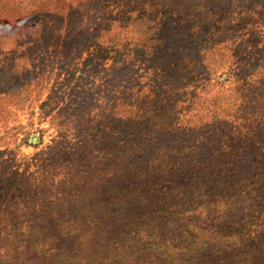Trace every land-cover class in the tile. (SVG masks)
<instances>
[{"label":"rangeland","instance_id":"obj_1","mask_svg":"<svg viewBox=\"0 0 264 264\" xmlns=\"http://www.w3.org/2000/svg\"><path fill=\"white\" fill-rule=\"evenodd\" d=\"M53 2L59 11H52L49 21L57 37L47 41L45 35L36 49L21 51L17 40L0 46V66H18L15 82L25 84L28 97L15 109L0 93V151L18 156L6 164L7 158H0V186L16 173L18 183L61 182L38 197L29 190L1 191L0 264H264V0ZM18 20L8 23L13 40ZM87 59L97 71L85 75L97 85L123 71L122 94H135L146 106L116 102L113 110H141L144 123L138 120L137 126L154 129L160 120L150 121L151 114L163 111L166 129L201 127L175 136L177 152L140 154L152 158L145 168L152 190L161 195L169 189L173 195L168 204L153 199L124 215L121 232L97 239L83 238L95 223L109 222L142 183L130 180L126 154L115 146L95 151V158L65 156L74 159L77 171L46 178L52 158L45 148L57 134L55 123L42 116L56 112L52 100L45 109L42 105L54 95L67 96L75 87L73 70ZM166 100L171 104L164 106ZM97 112L92 107L96 125H104ZM112 124L117 125L108 120ZM132 138L131 146L141 148V136ZM200 150L207 159L201 169L186 174L187 184L168 186L166 168ZM242 159L249 162L243 165ZM99 175L104 177L97 194L92 179ZM125 175L134 187L124 184L117 196L120 184L110 190L106 183L126 181ZM96 206L105 210L104 217L90 212Z\"/></svg>","mask_w":264,"mask_h":264},{"label":"trees","instance_id":"obj_2","mask_svg":"<svg viewBox=\"0 0 264 264\" xmlns=\"http://www.w3.org/2000/svg\"><path fill=\"white\" fill-rule=\"evenodd\" d=\"M57 4L58 2H53V0H48L45 4H41L39 0H0V46L1 44L3 47L12 45V43L17 40L19 41V50L22 51L42 46L41 44L45 43L42 40L45 35L47 36V41H49L50 38L54 39V37H57L58 31L56 32L53 30L55 23L49 21V19L55 17L53 16V13H50L54 10L55 12L59 11ZM13 13H16L17 16L13 15ZM47 13H49V16L46 18H41L40 15H38H44ZM18 15L20 16L19 20L17 19ZM58 15L60 16L61 14H57L56 17H58ZM11 18L13 20H18L16 26L18 27L16 30L17 32L13 33L14 40L12 39V34H9V31L14 30V28L11 26L8 27ZM24 29L25 31L23 32ZM48 29L51 30L49 31ZM36 31L42 33V36L37 37ZM111 51L112 50H109L108 48V52ZM5 60L7 61V58H5ZM90 64V59H87L84 63H81L79 67L73 70L75 87L78 88L79 91H75L76 88L73 86L71 91L67 92V96H65V94H61L62 96L60 94L54 95L55 98L51 97L42 105V109H45L52 100L53 104L59 106L56 112L51 110L46 114L42 113L44 118L50 117L52 123H55L57 134L56 137L52 139V144L45 148L46 151H48L50 158H52V160L47 162L46 178L52 177L51 173L53 176H62L65 173L68 174L77 171L74 167L72 168L74 159L68 158L69 160H64L65 156H72L73 158H95V151L101 153L100 151L104 150L103 147L109 148L115 146L118 149V153L126 154L124 156L126 158L125 168L126 174H128L130 180H135L138 184H142L139 191L129 194L126 199H124L123 204L115 210V215L113 218L109 219V222L95 223L93 231L87 233L83 239H86L87 237H94L97 239L102 238L103 236L106 237V235L110 236L113 232H121L120 230L123 229L122 224L124 221V215L131 216L134 209L148 206L153 199L154 203L158 200H162L161 202H163L164 205H167L168 201L173 198V195H170L171 193L169 192V189L161 195L156 192L155 188L152 190L153 184H151V181L149 180L150 177L147 176L150 172L145 170L146 163L150 164L152 158H139L140 154L143 151L149 153L153 151V149L158 152L163 150L177 152L179 148L174 140L175 136L179 135V133L184 135L191 133L192 135L193 132H199L198 129L201 128L187 125L174 126L171 129H166L161 124L165 119V115H160L163 111H161L155 118L154 114H151L150 121H154L155 119L160 120L158 124L154 125V129L137 126L136 124L138 120V123H144L143 119L145 114L140 116L141 110H136L134 114H131L126 110L119 114L116 110H113V107L116 106V102L131 103V107L136 106V104L146 106L144 100L140 98H137L136 101L134 100L135 94H122V90H125L122 84V76H125L123 71L118 72L115 70L116 76L112 77L111 80L107 79L102 85H97L94 82H91V75H85L88 71L94 73L97 71V65L90 66ZM4 65V67L0 66V93L4 97L2 101L4 102L6 100L9 108L16 109L21 105H25L28 101V97H26L25 92L22 91L23 89H26V86L25 84H18L15 82L16 75L19 73L18 66L15 64L9 65L6 62ZM105 71H109V68ZM77 73H80L81 75L79 78L76 77ZM107 89L111 90L109 95L104 93L107 92ZM114 92L116 95H114ZM167 104H171V100H168V102L167 100L164 101V106ZM92 107L98 109V117L101 116L104 119V125H96L95 114L90 113ZM108 120H114L117 125H108ZM136 134L141 136V148H138L135 144L131 146L133 140L132 137ZM48 153H44V155ZM202 153L203 150H200L196 155L197 157L192 154L190 155L191 158L182 162L174 160L172 166L166 168V175L169 176V179L165 181L168 183L167 185L176 186L179 182L183 185L187 184L188 178L190 180V176H187L186 174L190 171H194L196 168L201 169L207 161L206 158H201ZM0 158H7L5 162L6 164L7 162H11V158H18V156L11 151L4 150L0 151ZM169 158L171 157L169 156ZM61 160L63 162H61ZM227 160L230 161L229 158H227ZM248 162L249 159H242L243 165ZM17 175L18 173H16L14 177L4 179L5 182L3 183V186H0V193H2L1 191H5V195H10L16 191L29 190L32 196L34 194L36 195L35 197H38L39 195H43L44 191L46 192L49 188L58 186L61 182H26L22 179V183H18V180L16 179V177L18 178ZM95 177V180L92 179V182L95 183L94 193L99 194L101 189L100 184L103 182L100 180L104 176L99 175ZM107 183L106 185L110 187V190L113 188L118 189V184H120V190L116 193L117 196L122 195L123 187H125L124 184L126 186L130 185L134 187L133 184L127 182V179L126 181H122L118 178H114L108 180ZM158 186L167 188L165 185L163 186L162 183H159ZM34 198H31V200ZM97 207L98 206H96L95 209H91L90 212H94L97 219L104 217L105 210ZM39 211L40 210H37L35 213H38V217H42V214H40ZM66 213H69V209L64 212V214ZM85 213V211H75L76 215L80 214L83 216Z\"/></svg>","mask_w":264,"mask_h":264}]
</instances>
